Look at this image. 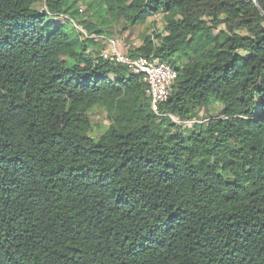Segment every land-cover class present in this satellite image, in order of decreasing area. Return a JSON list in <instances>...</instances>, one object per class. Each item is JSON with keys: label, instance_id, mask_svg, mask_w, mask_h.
<instances>
[{"label": "trees", "instance_id": "trees-1", "mask_svg": "<svg viewBox=\"0 0 264 264\" xmlns=\"http://www.w3.org/2000/svg\"><path fill=\"white\" fill-rule=\"evenodd\" d=\"M0 264H264V0H0Z\"/></svg>", "mask_w": 264, "mask_h": 264}, {"label": "built area", "instance_id": "built-area-1", "mask_svg": "<svg viewBox=\"0 0 264 264\" xmlns=\"http://www.w3.org/2000/svg\"><path fill=\"white\" fill-rule=\"evenodd\" d=\"M81 11V10H80ZM73 26L86 37L84 30L80 29L73 21ZM105 45L100 50L99 56L113 65H125L134 74L142 76L146 85V93L150 98V108L153 113L159 114V106L165 104L170 96L171 87L176 77V72L168 65L153 58H128L126 53L121 52L117 45L118 40L110 37L98 38ZM166 116L176 126L189 128L193 124L199 123L198 120H180L176 116L166 114Z\"/></svg>", "mask_w": 264, "mask_h": 264}, {"label": "rangeland", "instance_id": "rangeland-1", "mask_svg": "<svg viewBox=\"0 0 264 264\" xmlns=\"http://www.w3.org/2000/svg\"><path fill=\"white\" fill-rule=\"evenodd\" d=\"M79 9L81 10L79 20L86 18V16L90 14V12L87 11L86 6L83 4H79ZM120 28L121 26L116 27V29H112V35L110 37L118 40L119 44L117 45V48L121 52L126 53L129 46L137 47L141 45L140 34L143 31H145V28L147 34L148 33L150 34L153 31L157 32V30L160 31L163 28V15L159 14L157 16L149 18L147 20L146 25L134 29L132 35H129L127 32L123 34L120 33L119 32ZM89 113H90L89 114L90 121L94 127V132L92 135L98 136L103 131V129L108 125V122L106 121L105 113L95 108L91 109ZM200 115L202 118L204 117L202 113Z\"/></svg>", "mask_w": 264, "mask_h": 264}, {"label": "bare ground", "instance_id": "bare-ground-1", "mask_svg": "<svg viewBox=\"0 0 264 264\" xmlns=\"http://www.w3.org/2000/svg\"><path fill=\"white\" fill-rule=\"evenodd\" d=\"M130 48V47H129ZM128 50V49H127Z\"/></svg>", "mask_w": 264, "mask_h": 264}]
</instances>
